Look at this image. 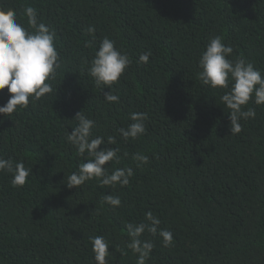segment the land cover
I'll return each mask as SVG.
<instances>
[{"label":"trees","instance_id":"obj_1","mask_svg":"<svg viewBox=\"0 0 264 264\" xmlns=\"http://www.w3.org/2000/svg\"><path fill=\"white\" fill-rule=\"evenodd\" d=\"M26 6L55 28L61 67L53 94L0 115V155L32 168L21 187L0 172V264H96L90 237L97 235L110 242L109 264H136L127 224L147 222L148 211L174 243L164 247L158 234L144 233L155 244L146 264H264V106L250 103L256 118L241 120L232 135L224 90L198 78L214 35L233 46L230 58L264 71V0H0L29 27ZM105 37L133 59L112 89L98 88L84 63ZM145 52L151 56L141 63ZM110 91L118 102L105 100ZM8 99L0 92V106ZM81 111L96 122L94 134L115 138L101 149H120V163L107 167L133 168L128 186L67 187L88 158L67 140ZM133 112L147 113V131L125 141L118 129ZM138 152L149 157L140 168ZM111 194L120 207L102 202Z\"/></svg>","mask_w":264,"mask_h":264},{"label":"clouds","instance_id":"obj_2","mask_svg":"<svg viewBox=\"0 0 264 264\" xmlns=\"http://www.w3.org/2000/svg\"><path fill=\"white\" fill-rule=\"evenodd\" d=\"M23 15L27 17L29 27L19 22L17 12L12 8L0 7V92L7 89L9 99L0 106V115L8 117L16 112L18 107H27L29 101L33 103L54 93L53 81L57 70L61 67L59 51L56 47V30L46 25L38 17L32 6L23 8ZM86 33L96 39V28L89 25ZM92 47V42L88 43ZM234 48L226 44L221 35L209 37L206 50L201 53L198 61V78L205 86L213 89H222L220 96L222 104L229 110L232 135L242 131L241 120L256 118L255 108L250 103L264 106V71L257 69L253 62L244 57H233ZM151 52L142 53L139 62L147 63ZM87 65L88 75L94 80L98 88L112 89L119 83L122 75L133 64L132 57L124 50L118 48L114 40L105 37L100 41L98 50ZM109 103L119 101V96L112 91L104 94ZM132 121L127 128H120L118 132L125 141L143 136L147 129L145 122L147 113H130ZM76 126L68 132L69 144L80 156L87 155V162H82L77 171L67 176L69 189L79 188L86 182L96 180L101 187H125L130 184L134 176L131 167H107L110 162L119 164L120 149L105 148L101 145L116 144L114 137L109 136L107 141L101 135L94 134L96 122L89 118L84 111L76 114ZM127 155V153H125ZM136 167L140 168L149 163V157L143 153L133 156ZM0 172L12 175L11 183L14 187L24 186L32 175V168L25 166L23 161L5 159L0 155ZM102 202L117 208L121 206V199L116 195H103ZM147 222L127 224L129 243L127 248L138 254L136 264H146L155 244L150 239H142L144 233L152 236L157 234L162 238L164 247H171L174 243L173 233L161 229V220L151 211L145 215ZM92 251L96 264H109L111 257L110 242L103 236L90 237ZM123 252V250H120Z\"/></svg>","mask_w":264,"mask_h":264}]
</instances>
